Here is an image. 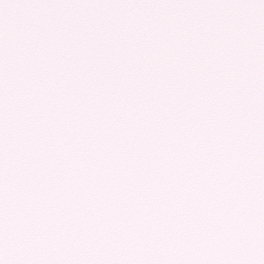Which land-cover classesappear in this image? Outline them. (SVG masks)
I'll list each match as a JSON object with an SVG mask.
<instances>
[{
  "label": "snow or ice",
  "instance_id": "1",
  "mask_svg": "<svg viewBox=\"0 0 264 264\" xmlns=\"http://www.w3.org/2000/svg\"><path fill=\"white\" fill-rule=\"evenodd\" d=\"M0 264H264V0H0Z\"/></svg>",
  "mask_w": 264,
  "mask_h": 264
}]
</instances>
